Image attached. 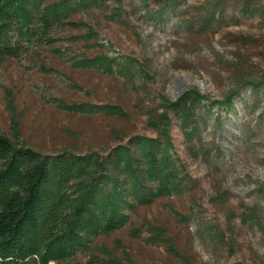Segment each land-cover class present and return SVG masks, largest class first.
Segmentation results:
<instances>
[{"label":"rangeland","instance_id":"rangeland-1","mask_svg":"<svg viewBox=\"0 0 264 264\" xmlns=\"http://www.w3.org/2000/svg\"><path fill=\"white\" fill-rule=\"evenodd\" d=\"M118 1L75 15L92 28L89 41H59L0 63V133L48 154L102 152L127 135L153 136L148 116L187 89L220 101L238 87L242 100L206 111L195 151L170 114L189 188L140 206L129 225L95 245L127 264H264V83L257 92L243 83L264 73V0ZM207 18L213 22L200 30ZM99 54L133 76L69 61ZM55 100L116 104L127 117L69 112ZM200 147L209 157H200Z\"/></svg>","mask_w":264,"mask_h":264},{"label":"trees","instance_id":"trees-1","mask_svg":"<svg viewBox=\"0 0 264 264\" xmlns=\"http://www.w3.org/2000/svg\"><path fill=\"white\" fill-rule=\"evenodd\" d=\"M108 2L119 1L0 0V63L59 41H89L94 36L92 28L75 15L84 9L104 8ZM113 16L117 15H111L116 20ZM212 22L207 18L198 28L204 30ZM80 29L85 34H69ZM53 50L61 55L59 49ZM69 61L75 68L127 80L134 73L128 65L103 54ZM243 83L257 92L264 73L257 82L244 79ZM236 98L242 100L238 87L220 101L187 89L173 101L164 100L156 116H148L153 136L127 135L102 152L48 154L0 133V264H127L112 253L100 252L96 240L129 225L140 206L184 194L191 182L175 151L170 114L195 151L209 107L229 109ZM55 103L74 113L127 117L116 104ZM209 155L208 149H200L201 158Z\"/></svg>","mask_w":264,"mask_h":264}]
</instances>
